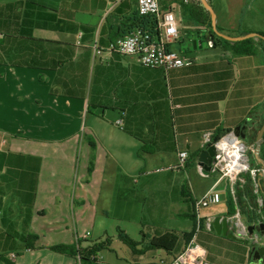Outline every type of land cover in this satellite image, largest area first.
Listing matches in <instances>:
<instances>
[{"label":"crops","instance_id":"1","mask_svg":"<svg viewBox=\"0 0 264 264\" xmlns=\"http://www.w3.org/2000/svg\"><path fill=\"white\" fill-rule=\"evenodd\" d=\"M206 1L219 33L264 34V22L246 19L242 10L245 1L253 4L251 0ZM159 4L176 16L177 43L187 33L184 55L193 60L189 67L149 69L135 57L108 51L137 28V0H0V33L18 37L5 44L17 45L20 64H0L1 257L15 264H80L50 252V247L96 245L81 241L91 239L97 226L99 235L106 234L104 221L117 195L136 199L139 192L151 197L157 221H143L146 232L139 230L137 238L124 231L140 243L139 254L106 234L103 250L114 252L116 245L121 256L115 252V261L102 262L171 261L187 246L183 234L197 225L193 204L218 181L217 175H200L197 170L198 157L206 149L203 135L246 127V142L264 119V45L257 36L249 38L253 55L242 53L245 46L236 42L212 47L209 21L200 23L181 0ZM181 151L188 153L186 166L174 170ZM190 173L210 183L186 184ZM159 174L165 175L147 181ZM223 182L220 196L229 204L227 180L215 190ZM180 203L188 205V221L180 219L185 215L175 206ZM218 217L230 218L227 213ZM216 218L201 217L192 236L205 250L206 263H257L252 241L246 244V239L217 235L206 227ZM243 219L247 227L256 226ZM170 220L178 221L170 225ZM34 221L46 222L51 232L36 252L23 242L28 235L36 236V247L46 238ZM66 221L72 222L71 231ZM229 227L232 233L230 222ZM172 231L179 235L172 254L149 249L142 241L143 233L159 236ZM26 252L30 254L19 258Z\"/></svg>","mask_w":264,"mask_h":264},{"label":"built area","instance_id":"2","mask_svg":"<svg viewBox=\"0 0 264 264\" xmlns=\"http://www.w3.org/2000/svg\"><path fill=\"white\" fill-rule=\"evenodd\" d=\"M185 6H202V0H181ZM138 15L141 17H154L156 21L155 33L141 28L134 29L130 34L112 43L108 51L123 57H135L137 62L149 69H180L189 67L193 60L185 55L178 54L173 50V46L180 38L179 24L171 10H162L159 0H137ZM210 145L215 147V155L209 173L217 175L218 181L193 204V214L199 229L203 208L217 205L221 202L220 194L215 190L216 185L221 180H227L230 185V193L234 194V186L237 183L243 184L244 175H249L254 183V192L258 194L261 184L259 176L264 175V170L258 167H251L248 161V153L244 141L236 137L233 132H229L221 137L217 142H213V135L206 133L202 137V147ZM188 153L181 151L178 153V163L174 170L185 168ZM198 173L204 175L203 170L198 166ZM157 170L156 172H160ZM257 203L261 207L264 204L262 196L258 194ZM231 231L234 236L241 240L249 239L248 227L241 220L239 210L229 218ZM259 225V224H258ZM257 225V226H258ZM210 223L206 227L210 228ZM89 233L83 237L86 239ZM257 246H263L258 235L250 239ZM78 242V241H77ZM78 256V260H79ZM154 264H207L205 250L191 240L187 246L175 256L171 261H160Z\"/></svg>","mask_w":264,"mask_h":264},{"label":"trees","instance_id":"3","mask_svg":"<svg viewBox=\"0 0 264 264\" xmlns=\"http://www.w3.org/2000/svg\"><path fill=\"white\" fill-rule=\"evenodd\" d=\"M188 7L190 8L189 12L192 15H196L197 20L200 23L205 22L206 24L209 21L208 26L211 30V22L208 16L209 15L208 12L202 6H188ZM204 16H205V20L202 19ZM139 18H140L139 24L137 25V28H141L146 31L155 33L156 21L154 17L139 16ZM217 31L219 32L220 30H217ZM261 35L264 36V34H261ZM17 38L18 37L14 35L0 33V64L20 66L19 57H18V47L17 45H15L14 47L12 46V44L14 43L13 41ZM211 41H212V47H216L218 43H224L228 45L231 44V42L226 41L220 38L219 36H217V34L213 31H211ZM7 42H11L12 43L10 44L11 46L7 47L6 46ZM252 43H253L252 39H247L244 41L236 42L235 45H242V46L244 45L245 49L242 51V53L246 55H249V54L253 55L254 50H253V47L251 46ZM261 43L264 45V40H261ZM30 66L32 65H29L28 67ZM263 121L264 119H261L258 125L257 131L248 137L249 141H251L254 144V146H255V140L257 137V133L260 130L263 124ZM226 134L227 133H220L218 135H214L213 142L214 143L217 142L221 137H223ZM248 154L250 156L252 155L251 152ZM260 156L264 160V142L260 149ZM250 166L262 168L260 164H258L255 161L254 158L251 159ZM242 178L245 180V182L243 184L237 183L234 186V194L232 195L230 193L227 216L231 217L236 213L237 210H239L240 215H242L243 218L244 217L246 218L248 224H253L257 226L258 224L264 222V205L260 207L257 203L258 194L262 196L261 189H259L258 194H256L254 192V183L251 177L249 175H244V177ZM262 181L263 179L260 180V183ZM196 230H197V225L193 228L191 232L183 234L185 244H188L191 240H193L192 236ZM117 238L123 244H125L132 251V253L134 254L140 253V251L137 250V247L140 245V243L132 240L128 235L125 234L124 231L119 230ZM36 240H37L36 236H33V235L26 236L23 239L25 248L33 249L34 243ZM143 240L147 241V246L149 249L163 250L169 254H172L173 252H175V249L178 245L179 235L174 231L168 232V233H165L159 236H148L145 233H143L142 241ZM49 250L54 253L65 255V256H68L74 259H78V256H79L80 264H105L96 258L97 253L103 250V245L101 244L89 246L84 249L77 247L75 244L74 245H54V246H51ZM0 264H14V262L0 256Z\"/></svg>","mask_w":264,"mask_h":264},{"label":"rangeland","instance_id":"4","mask_svg":"<svg viewBox=\"0 0 264 264\" xmlns=\"http://www.w3.org/2000/svg\"><path fill=\"white\" fill-rule=\"evenodd\" d=\"M253 2V4H251V2L249 1H245L244 3V7H243V12L247 14V18L251 20L252 22L255 23H259L262 24L264 22V0H251ZM188 10H190V8H188ZM263 25V24H262ZM216 30H220V28L218 26H215ZM183 39L180 43H175V45L173 46V50L178 53V54H186V50L188 49V45H187V33L183 35ZM245 147L247 149V153L251 152V156L248 154V161L249 164L251 165V159H255L254 156V152H255V146L251 141H246L244 142ZM256 161V159H255ZM257 162V161H256ZM162 175L165 174H159V175H151L147 178V181H154L155 179H157L158 177L161 178L163 177ZM190 182H192L193 184H199V183H203L204 186L208 185V182L210 183L209 180L207 179H202L201 177L197 176V175H192L191 173L189 174V179L186 182V184H188ZM226 183L223 182L218 188H217V192L220 194L222 191V188L224 187ZM141 186V185H140ZM139 186V187H140ZM138 187V188H139ZM186 190L188 191V187L186 185ZM222 194V193H221ZM134 196H131L129 194H120L116 196V200L114 202V204L112 205V208L109 209L108 212V219H106L105 225H104V229L107 235H112L114 236V238H117L118 236V231L122 230L125 231L127 230L129 232V234H132L135 238H137V234L139 232V230L146 232L147 226L144 224L143 221H157L155 220V218L153 217L151 212V208H150V203H151V197H146V195L142 194L141 192L137 193L136 195V199H132ZM136 206L137 209L136 210H130V206ZM125 206H128V208H125ZM176 208H180L179 209V213L185 214L183 216H181V220H185L188 221V213H187V204L186 203H180L175 205ZM228 210V201L225 198H221V202L217 205L214 206H210L207 208H203L200 211V216L202 217V219L204 220V217L207 216H213L214 218L218 217V216H222L225 215L227 213ZM176 214V213H175ZM178 214V213H177ZM175 219L179 220V217L176 216ZM175 220V221H178ZM241 220L242 222L245 224L244 219L241 215ZM126 221H133V222H126ZM175 221L170 220V225H172V222L175 223ZM137 222V223H134ZM34 226H36L35 228L37 229L38 232L44 234L46 236L45 239H40L39 241H37L38 245H36V247L39 246V248L34 247V251L35 250H39L42 248V245L44 244L43 242L45 241H49L50 240V235L51 232H49V226L47 225L46 222H42V221H34ZM65 226L68 227V229L71 231L72 230V222L71 221H66ZM101 231V227L97 226L95 228V232L94 235L92 236L91 239L89 240H83L81 241L82 245H88V244H96V245H100L102 242H105V236L106 234L102 233V235H99ZM121 247H124L122 244H120ZM113 251L111 252L109 250H101L100 252L97 253V258L99 261H106V262H110V261H115V252L121 256V250L118 246L114 245ZM36 252V251H35ZM52 252V251H50ZM54 253V252H52ZM26 254H30V252H26L23 253L22 255L19 256V258L24 257ZM57 254V253H55ZM33 255V254H32ZM15 264V263H14Z\"/></svg>","mask_w":264,"mask_h":264},{"label":"water","instance_id":"5","mask_svg":"<svg viewBox=\"0 0 264 264\" xmlns=\"http://www.w3.org/2000/svg\"><path fill=\"white\" fill-rule=\"evenodd\" d=\"M203 1V8L210 14L211 16V25L213 32L217 34L220 38L229 41L231 43L234 42H240L247 40L249 38H253L255 36L261 38L264 40V36L257 35V34H248L245 37H230L224 34L219 33L216 28H215V15L212 10V8L208 5V2L206 0ZM246 130V127H236L234 129L233 134L236 137L241 138L242 140L245 139L244 135L242 134L243 131ZM264 121L263 124L260 128V130L257 133V137L255 140V152L254 156L258 164L262 167L264 170V160L260 156V149L261 146L264 142ZM215 155V147L214 145H210L208 148H206L204 151H202L198 157V165L202 168L204 175H209L210 170H211V165L213 162V157ZM263 179V181L260 183L261 184V193H262V198L264 200V175L259 176V180ZM210 231L216 232L217 235H222L224 237H228L231 239H235L236 237L234 236L233 233H230V227H229V221L226 219L222 218H216L212 225L210 226ZM248 233H249V239L245 240V243L248 244L251 242V238L255 235V233L260 234L264 236V222L260 223L258 226H248ZM250 245L252 246V252L256 251L259 254L258 260H260L258 263L255 264H264V247H258L255 243L251 242ZM257 258V257H255Z\"/></svg>","mask_w":264,"mask_h":264},{"label":"flooded vegetation","instance_id":"6","mask_svg":"<svg viewBox=\"0 0 264 264\" xmlns=\"http://www.w3.org/2000/svg\"><path fill=\"white\" fill-rule=\"evenodd\" d=\"M264 205V204H263ZM255 234H257V233H255ZM257 235H259L261 238H262V240H264V236H262V235H260V234H257ZM262 247H264V243H263V246ZM254 253L256 254V256H259V254L256 252V251H254ZM260 258V257H259ZM261 259V258H260ZM260 260H257V263L259 262Z\"/></svg>","mask_w":264,"mask_h":264}]
</instances>
